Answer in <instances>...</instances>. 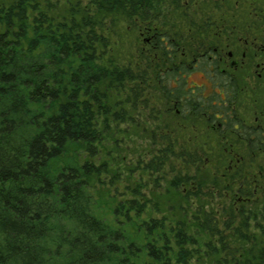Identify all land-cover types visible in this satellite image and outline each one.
Masks as SVG:
<instances>
[{"label":"trees","instance_id":"1","mask_svg":"<svg viewBox=\"0 0 264 264\" xmlns=\"http://www.w3.org/2000/svg\"><path fill=\"white\" fill-rule=\"evenodd\" d=\"M162 1L78 0L59 19L38 0L0 1V264H264L263 228L260 236L244 233L246 220L233 228L230 217L221 230L201 202L190 216V194L180 186L195 176H174V195L156 205L111 194L119 183L101 159L110 153L104 132L109 118L119 124L126 114L110 92L127 83L135 103L147 73L106 64L108 39L97 30L104 19L146 36L148 54H139H152L144 63L180 116L216 120L215 90L203 97L181 75L185 53L204 52L197 58L209 65L216 38L172 40L158 24ZM204 183L196 181L197 191ZM148 207L167 214L154 217Z\"/></svg>","mask_w":264,"mask_h":264},{"label":"rangeland","instance_id":"2","mask_svg":"<svg viewBox=\"0 0 264 264\" xmlns=\"http://www.w3.org/2000/svg\"><path fill=\"white\" fill-rule=\"evenodd\" d=\"M0 1L5 5L13 2ZM38 1L56 19L67 14L65 10L71 5L78 3V0ZM255 1L261 3L264 0ZM234 2L163 0L158 24L162 25L163 31H168L172 40L180 41V44L187 40L203 39L209 34L216 38L212 39L216 43L214 46L218 45L224 52H230ZM262 4L258 6L255 3L258 14L264 10ZM81 6H86L85 2ZM97 30L108 39L104 56L106 64L110 61L120 67L132 68L135 73H147L144 82H139L135 103L132 102L133 91L127 83L110 92L112 100L121 102L117 109L122 108L126 114L125 121L119 124L109 118V129L104 132L105 136H110L109 142L105 144L110 153L108 156L101 154L100 158L108 161L119 183L111 187V194L116 193L119 200L131 197H137L140 201L150 199L156 205L174 195L169 184L174 176H195L197 182H205L200 191L196 189V181L188 180V186H180L184 193L189 191L190 216L201 202L203 208L211 211L219 220V229L224 228L222 224L226 219L234 217L233 228L246 220L247 227L240 226L244 233L260 236L261 229H264V153L248 151L245 142L230 133L216 132L203 118L180 116L173 102L167 100L157 86L154 67L148 68L144 63V56L150 60L152 54L147 55L148 50L144 45L146 36L140 34L139 28H134L126 21L104 19ZM141 50L147 54L141 56ZM190 60L185 58L187 64ZM185 80V88L201 86L204 95L210 96L208 76L205 74L188 73ZM128 95L130 102H127ZM182 153L184 158L180 157ZM190 158H196V162H187ZM159 160L165 161L161 169L147 168L151 162L157 166ZM110 179L113 178L108 176L106 181ZM115 187H118L117 190ZM134 189L138 193L134 194ZM159 206L164 207L162 204ZM148 210V214L158 218L167 214V211L160 213L153 207H148ZM195 230L194 227L192 231ZM233 232L232 229L225 230L229 235ZM228 239L233 245L239 244L237 237Z\"/></svg>","mask_w":264,"mask_h":264},{"label":"flooded vegetation","instance_id":"3","mask_svg":"<svg viewBox=\"0 0 264 264\" xmlns=\"http://www.w3.org/2000/svg\"><path fill=\"white\" fill-rule=\"evenodd\" d=\"M262 2L235 0L231 51L215 45L206 56L208 66L199 61L204 52L197 55L199 58L192 55L190 63L184 65L188 72L181 75L199 72L208 76V88L219 98L214 102L216 120L210 128L236 136L250 152L264 153V10L259 14L255 11V3L261 6ZM184 57L189 58L186 53ZM195 87L206 97L201 86Z\"/></svg>","mask_w":264,"mask_h":264}]
</instances>
